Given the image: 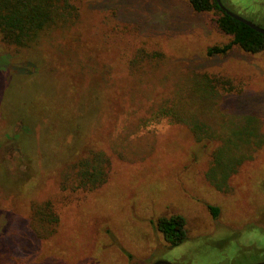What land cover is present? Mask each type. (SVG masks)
Segmentation results:
<instances>
[{"label":"rangeland","instance_id":"1","mask_svg":"<svg viewBox=\"0 0 264 264\" xmlns=\"http://www.w3.org/2000/svg\"><path fill=\"white\" fill-rule=\"evenodd\" d=\"M222 3L264 28V0ZM81 7L38 52L0 42V264L264 262V146L244 144L264 137V53L208 57L231 39L188 0ZM216 75L233 95L202 100L197 81ZM182 111L197 122H176ZM193 125L209 136L199 141ZM222 140L244 160L227 191L207 178ZM93 154L106 159V183L73 187ZM48 203L55 227L36 214ZM173 215L187 221L178 247L156 228Z\"/></svg>","mask_w":264,"mask_h":264},{"label":"trees","instance_id":"2","mask_svg":"<svg viewBox=\"0 0 264 264\" xmlns=\"http://www.w3.org/2000/svg\"><path fill=\"white\" fill-rule=\"evenodd\" d=\"M84 0H0V42L6 47L17 49V51H36L43 46L46 38L54 40L62 34V29H66L71 24L78 21L82 3ZM222 2V0H221ZM189 5L197 13L213 14V22L219 30L231 39L229 44L213 46L207 50L210 58L224 57L230 54L234 47H239L243 52L251 55L264 53V34L258 33L249 26L237 21L221 9L217 0H188ZM223 4V3H222ZM224 6V5H223ZM264 29V28H263ZM45 39V41H46ZM44 41V42H45ZM60 50V49H59ZM231 81L222 76L205 77L202 81H197L195 90L202 93V100H211L218 91L233 95ZM201 100V101H202ZM169 110H162L158 116H169ZM174 114L176 122L192 124L197 122L196 118L187 112ZM185 118H191L189 122ZM192 130L199 141L208 135V129L204 126L193 125ZM201 132V133H199ZM212 138V137H209ZM252 138V137H251ZM250 139V138H249ZM216 142V141H215ZM218 146L212 156V176L207 174L208 181L218 191H223L228 186L229 179L238 172L243 163L238 158L231 159L233 154L228 148V142L218 141ZM250 143L256 149L264 146V137L256 136L251 142L248 140L244 144ZM247 146V144H246ZM238 149L242 148L241 144ZM242 156L238 155V157ZM105 157L100 154L90 155L82 159L74 167L75 182L73 187L77 189L94 190L104 185L107 181V170ZM231 166L229 172L224 168ZM210 174V175H209ZM217 178L221 181H217ZM227 191V189H226ZM210 211L215 217L219 214V209L211 207ZM42 218L44 225L55 227L59 222L58 216L53 206L48 203L36 209V214ZM157 230L163 235L164 240L170 247L183 245L187 240V221L181 215L161 217L156 221Z\"/></svg>","mask_w":264,"mask_h":264},{"label":"water","instance_id":"3","mask_svg":"<svg viewBox=\"0 0 264 264\" xmlns=\"http://www.w3.org/2000/svg\"><path fill=\"white\" fill-rule=\"evenodd\" d=\"M217 2H218V4H219V6L221 7V9H222L223 11H225L229 16H231L232 18L236 19L237 21H239V22H241V23H243V24L249 26V27L252 28L253 30L257 31L258 33L264 34V29H263V28H261V27L257 26L256 24H254V23H252V22L246 20L245 18L241 17L240 15H237V14H235V13L229 11L228 9H226V8L223 6L221 0H217ZM154 264H172V263H169V262H166V261H158V262H156V263H154ZM257 264H264V262L257 263Z\"/></svg>","mask_w":264,"mask_h":264}]
</instances>
